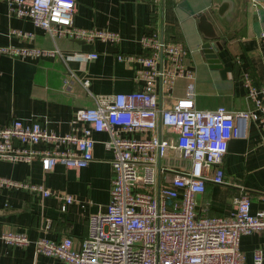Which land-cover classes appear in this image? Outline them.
<instances>
[{
  "label": "crops",
  "instance_id": "crops-1",
  "mask_svg": "<svg viewBox=\"0 0 264 264\" xmlns=\"http://www.w3.org/2000/svg\"><path fill=\"white\" fill-rule=\"evenodd\" d=\"M200 14L210 25L207 29L199 26ZM73 23L117 31L120 38L110 41L52 36L31 20L9 14L7 4L0 1V45L58 49L55 54L39 57L0 53V125L13 118L23 122L34 119L49 131L68 132L75 110L95 103L93 94L143 88L147 79L137 73L141 68L137 57L148 50L140 38L153 33L188 48L183 62L194 73L196 107L224 105L233 111L259 112L242 78L248 74L259 96H264V44L258 38L264 31V0L257 6L251 0H75ZM11 28L32 32L33 37L8 35ZM209 29L221 43L216 50L218 66L207 60L201 48ZM119 53L136 59L120 60ZM69 74L88 78V86L79 81L66 85L64 78ZM188 81L178 77L173 87L166 89L157 78L159 105L168 106L175 97L184 95ZM170 134L175 136L174 132ZM92 136L94 157L83 167L56 163L44 170L37 158L17 162L0 159V175L43 183L57 192L43 196L38 191L0 187V235L11 230L28 238L25 244H8L0 236V264H65L56 256L36 252L34 240L71 236L78 245L87 232V216L106 210L112 152L103 144L107 132L93 131ZM170 153L177 155L178 150ZM166 160L180 169L178 161ZM221 165L224 180L206 182L204 191L196 195L197 212L228 215L234 209V198L241 193L249 196L252 211L264 209V115L250 119L243 136L226 142ZM64 194H71L73 201L61 210L62 198L58 196ZM239 247L250 263L257 248L264 252V229L241 235Z\"/></svg>",
  "mask_w": 264,
  "mask_h": 264
},
{
  "label": "built area",
  "instance_id": "built-area-1",
  "mask_svg": "<svg viewBox=\"0 0 264 264\" xmlns=\"http://www.w3.org/2000/svg\"><path fill=\"white\" fill-rule=\"evenodd\" d=\"M0 1L7 4L9 14L31 20L52 36L110 41L120 38L117 31L76 26L75 0ZM251 1L256 6L260 3ZM8 35L33 37L32 32L20 28H11ZM258 38L264 44V31ZM140 41L148 50L137 57L141 64L137 73L147 79L143 88L93 94L95 103L75 110L68 132L49 131L34 119L23 122L13 118L0 125V159L17 162L37 158L44 170L56 163L74 168L87 165L94 157L92 132L108 133L103 144L112 152V178L106 210L87 216V232L78 245L71 236L59 240L37 238L35 251L56 256L65 264H264L261 248L247 263L239 247L241 235L264 229V209L252 211L246 193L234 198V209L228 215L196 210V195L204 191L206 182L224 180L221 162L226 142L243 136L247 122L264 115V96H259L258 88L244 74L247 95L259 112L233 111L224 105L198 108L193 98L194 73L183 62L188 48L157 33L143 35ZM57 51L0 45V53L12 56L39 57ZM117 57L136 59L123 53ZM178 77L189 80L184 95L161 107L156 79L168 89ZM76 81L84 87L89 84L88 78L74 74L64 78L66 85ZM175 149L177 155L171 154ZM166 159L178 161L180 169L171 167ZM0 187L57 195L43 183L3 175ZM58 197L62 198L61 210L73 201L71 194ZM0 236L8 244L28 241L24 233L11 230Z\"/></svg>",
  "mask_w": 264,
  "mask_h": 264
},
{
  "label": "water",
  "instance_id": "water-1",
  "mask_svg": "<svg viewBox=\"0 0 264 264\" xmlns=\"http://www.w3.org/2000/svg\"><path fill=\"white\" fill-rule=\"evenodd\" d=\"M218 13L220 14V10H218ZM199 20H200L199 23L200 28L207 29L209 23L206 21V17L203 14H200ZM206 38L207 39L204 40L201 44V48L204 53V56L207 58V60L210 63H212L215 66H218L220 64L216 56V50L220 48L221 43L212 29H209V31L206 30Z\"/></svg>",
  "mask_w": 264,
  "mask_h": 264
}]
</instances>
